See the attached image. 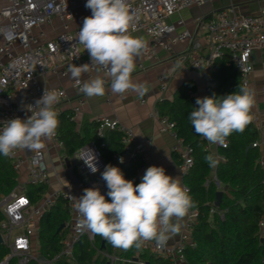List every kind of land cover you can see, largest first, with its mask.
I'll list each match as a JSON object with an SVG mask.
<instances>
[{
	"label": "built area",
	"instance_id": "2783aa9c",
	"mask_svg": "<svg viewBox=\"0 0 264 264\" xmlns=\"http://www.w3.org/2000/svg\"><path fill=\"white\" fill-rule=\"evenodd\" d=\"M210 1L212 0H128L130 12L138 17L134 28L129 30L130 34L143 32L147 36L146 48L142 51V55L148 60H152L159 49L173 54V45L190 37V48L172 56L173 63L179 71L186 67L199 68L204 62L209 69L215 70L217 61L229 53L227 64L240 73L241 85L249 88L250 74L253 70L251 53L255 49L264 47V9L256 14H243L236 7L230 6L215 12L206 20H201L200 28L207 34V51H202L198 39L192 37L189 32H177L183 20H179L176 24L169 22V19L181 10ZM86 2L87 0H7L0 5V127L6 120L19 118L14 100L21 93H28L33 98L29 103L32 104L42 96L44 90L54 92L59 98L54 110L59 114L60 106L67 99L65 89L46 87L40 83L39 77H45L48 73L65 75L79 61L83 64L90 63L87 51L77 39L82 25L61 32L51 39H46L43 31L38 35L35 31L41 25L52 24L55 18H59L67 25L79 15L81 10L91 15V10L85 7ZM139 67L144 68V65L139 64ZM88 72L90 76H100L106 81L105 85L108 84L109 78L103 68L90 64ZM73 87L79 91L80 86L75 81ZM79 93L77 104L70 113L72 119L86 103L83 93L80 91ZM157 118L161 131L172 130L179 139L173 149L181 159L182 169L186 173L193 165V148L182 143L183 140L174 131L173 121L167 116L158 114ZM96 121L98 136L103 137L108 130H117L121 133L120 142L123 151L113 156L114 166L128 165L131 161L142 159L134 175L135 181H141L146 169L143 162L146 153L145 144L137 139L131 128L120 124L117 119L99 115ZM52 139L58 146L64 145L58 131ZM227 143L226 140V146ZM257 145L258 142L255 141L253 146ZM104 146L103 142L101 147ZM94 155L98 169L95 173L85 163L86 161L92 164ZM7 157L17 174L23 168L27 169L28 185L50 184L51 175L44 150L25 155L21 149H16ZM121 157L123 163H120ZM61 159L63 162L67 160L69 162L65 171L71 185L80 182V174L101 176L107 166L101 148L93 142L83 145L71 157L64 155ZM221 159L223 160L224 157L222 156ZM216 184L218 187L221 186L217 179ZM183 186L190 190L187 185ZM91 187H97L94 179L87 183V188ZM26 191L27 185L18 183L10 193L0 195V236L2 237L0 246L6 250V254L0 259V264H9L12 259H16L17 264H29L32 260L38 264H56L60 258L74 259V249L83 237L94 246L97 235L78 228V214L74 200L76 195L70 186H61L45 194L38 201H33ZM60 199L66 201L71 219L65 228L67 232L61 250L54 256H44L36 245L39 243L38 238L34 237L39 232L41 217ZM210 212L221 218L224 217V211L215 205ZM197 218V209L191 208L186 216L179 241L174 246L168 245L167 242L166 247L160 250L155 246V242H149L140 249L137 256L131 258L119 255V248L116 247H114L115 253H104V256L108 264H150L148 259L142 257V254L146 253L164 260L167 264L186 263L184 249L192 243V229ZM260 225L264 233V218Z\"/></svg>",
	"mask_w": 264,
	"mask_h": 264
},
{
	"label": "clouds",
	"instance_id": "9594fccd",
	"mask_svg": "<svg viewBox=\"0 0 264 264\" xmlns=\"http://www.w3.org/2000/svg\"><path fill=\"white\" fill-rule=\"evenodd\" d=\"M85 7L92 14L84 18L77 39L90 63L70 69L79 91L89 98L105 94L106 81L100 76L81 79L91 64L105 70L112 93L132 91L144 96L147 87L133 82L132 73L136 69L135 58L146 44L130 34L138 17L130 12L128 0H87ZM237 89L231 94L198 97L195 101L197 107L188 118L195 132L211 144L226 146L227 137L243 132L251 123L254 94L244 85ZM58 99L54 92L44 90L40 98L25 106L32 113L30 117L4 121L0 127V154L7 157L16 149L40 152L45 147L44 140L57 134L59 120L54 105ZM204 159L211 168L219 163L215 153ZM95 160V155L92 164L84 160L93 173L98 170ZM123 162L121 157L120 163ZM101 178L106 182L110 202L99 188H85L83 195L74 197L77 224L79 230L99 235L116 248L139 250L155 242L163 250L169 239L179 233L180 221L195 207L190 190L166 174L162 166H149L139 184L126 179L121 169L111 164L105 167ZM65 186L70 185L65 181Z\"/></svg>",
	"mask_w": 264,
	"mask_h": 264
},
{
	"label": "trees",
	"instance_id": "16d2710c",
	"mask_svg": "<svg viewBox=\"0 0 264 264\" xmlns=\"http://www.w3.org/2000/svg\"><path fill=\"white\" fill-rule=\"evenodd\" d=\"M216 85L209 96L231 94L241 85L240 75L232 66L218 65L213 73ZM195 96L184 89L175 92L171 100L165 99L157 105L160 116H167L175 123L174 129L184 142L193 148V165L184 175V183L190 188V197L197 209L198 218L192 229V243L184 249L187 264H264V233L260 225L264 218V169L258 163L260 150L252 143L258 138V131L252 120L243 132H233L227 137V146L219 152L225 157L216 167L215 174L226 192L218 209L224 211L221 218L211 213L215 205L217 187L211 177L212 168L204 157L211 153L204 149L206 139L198 135L191 125L189 114L197 107ZM57 128L65 152L72 155L83 145L93 142L101 148L106 165H113V156L121 153V133L108 130L101 137L96 133L97 121L85 124L82 132L75 130V121L68 112L58 114ZM104 147H101L102 143ZM140 161H131L128 165H115L124 173L126 179L139 184L134 175ZM18 174L12 169L6 156L0 154V194H8L17 184ZM45 186H27V195L38 201L44 194ZM106 200L110 198L107 197ZM70 222L66 201L60 199L40 220L39 245L44 256H54L62 248L67 229L58 228ZM103 238L96 236L94 246L86 237L74 249V259L60 258L56 264H108L104 253L113 254L114 247ZM6 250L0 247V259ZM124 258L133 257L132 248L121 253ZM143 257L146 254H142ZM150 264H167L155 256L145 257ZM9 264H17L12 259ZM29 264H38L32 260ZM127 264V263H120Z\"/></svg>",
	"mask_w": 264,
	"mask_h": 264
},
{
	"label": "crops",
	"instance_id": "0c3cea01",
	"mask_svg": "<svg viewBox=\"0 0 264 264\" xmlns=\"http://www.w3.org/2000/svg\"><path fill=\"white\" fill-rule=\"evenodd\" d=\"M6 2L7 0H0V5ZM230 6L236 7L237 10L243 14H256L264 9V0H212L203 5H193L181 10L173 15L169 19V22L176 24L179 20H183V24L178 26L177 32H189L192 37L198 39L202 51H207V34L200 28V21L206 20L215 12ZM88 16L90 15L86 11L81 10L79 15L74 20L69 21L67 25L59 18H55L52 24L41 25L35 32L38 35L40 31H43L45 38L51 39L61 32L73 29L78 25H83L84 18ZM131 35L142 38L145 43L147 42V36L143 32L131 33ZM39 38L41 37L39 36ZM190 45V37L181 40L173 45V54L185 52L190 48ZM173 54L164 49H159L152 60L145 59L142 53L135 58L136 69L132 73V79L133 82L144 84L147 87V92L144 96L141 97L132 91H128L124 94L112 93L110 89L111 81L109 79L108 84L105 85V94L103 96L89 98L83 94L86 103L81 111L74 116L73 120L76 123L75 130L82 132L85 124L90 121H96V117L99 115L117 119L120 124L131 128L137 139L145 144L146 153L143 162L146 165V169L153 165L162 166L166 174L179 179L181 184L185 185L183 177L186 173L182 169L181 159L173 149L174 146L178 144L179 139L174 135L172 130H160V123L157 118V114L159 115L157 105L160 101L165 99L171 100L175 92L179 89L186 90L189 95L195 96L196 98L209 96L211 89L216 85L213 73L218 69L219 64L229 66L227 63L230 54L226 53L223 58L217 61V69L215 70L209 69L208 65L204 62L199 68L186 67L180 71L177 70L173 63ZM251 63L253 65V70L250 74L249 89L253 92L255 100L254 106L251 109V120L258 131V138L255 140L258 142L256 147L260 150L258 163H260L261 167L264 169V47L252 51ZM82 64L83 62L79 61L75 66ZM139 64H143L144 68L139 67ZM234 70L237 71L235 68ZM238 74L240 75L239 72ZM95 77L97 76H90L89 72H87L82 74L81 79L84 80ZM39 81L46 87L65 89L67 99L60 106L59 113L68 112L70 114L72 108L76 106L80 94L79 91L73 87V82L75 80L72 78L71 72L68 71L65 75L61 73H48L45 77H39ZM32 99L33 98L28 93H21L14 100L20 119L23 120L30 117V112L27 111L25 106L28 105ZM174 131L176 132L175 129ZM181 139L183 140V138ZM182 143L184 145L186 144L184 140ZM44 144L45 147L42 150L45 152L51 180L50 184L45 186L46 190L42 196L61 188V186H65L66 181L67 185H70V188L74 191L76 197L79 198L83 195V190L87 188V183L94 179L101 194L104 195L105 198L108 197V188L101 176L93 177L87 174H80V182L71 185L65 171V167L69 165V162L68 160L63 162L61 157L64 155L66 157H71L73 154L68 155L65 152V145L58 146L53 139L44 140ZM220 147L222 146L211 144L206 140L204 149L211 153H215L216 158L220 162L225 160V157L219 152ZM21 151L25 155H29L33 152L27 149H21ZM222 156L224 157L223 160L221 159ZM6 158L10 163L8 157ZM139 161L141 163L142 159ZM216 167L212 168L211 174L215 184L217 179L215 174ZM18 183L29 186L27 169L23 168L18 174L17 184ZM216 187L217 191L223 190V192H226V186L221 184V186L218 187L216 184ZM185 220L186 217L180 221V231L169 239L168 245L174 246L179 241L180 235L184 229ZM34 238H38L39 241V236H35ZM118 250L119 255L125 251L120 248ZM132 251L133 257L140 253V249L137 250L134 247Z\"/></svg>",
	"mask_w": 264,
	"mask_h": 264
},
{
	"label": "water",
	"instance_id": "95a60500",
	"mask_svg": "<svg viewBox=\"0 0 264 264\" xmlns=\"http://www.w3.org/2000/svg\"><path fill=\"white\" fill-rule=\"evenodd\" d=\"M223 190H218L216 192V201H215V206L219 207L221 205L222 202V197H223ZM65 227V224H62L59 228H58V232L63 229ZM2 242V237L0 236V243ZM105 240H103L102 244L104 245ZM79 244H81V242H79Z\"/></svg>",
	"mask_w": 264,
	"mask_h": 264
},
{
	"label": "rangeland",
	"instance_id": "374dc122",
	"mask_svg": "<svg viewBox=\"0 0 264 264\" xmlns=\"http://www.w3.org/2000/svg\"><path fill=\"white\" fill-rule=\"evenodd\" d=\"M85 179H87V178H85ZM36 236L38 237L39 236V234L37 233L36 234ZM37 246H39V243L38 244H36ZM37 250V249H36ZM37 252V251H36ZM150 256V254L149 253H146V256L145 257H149Z\"/></svg>",
	"mask_w": 264,
	"mask_h": 264
}]
</instances>
